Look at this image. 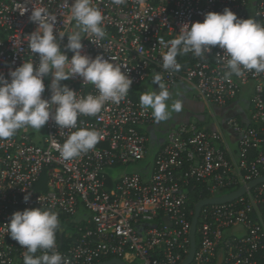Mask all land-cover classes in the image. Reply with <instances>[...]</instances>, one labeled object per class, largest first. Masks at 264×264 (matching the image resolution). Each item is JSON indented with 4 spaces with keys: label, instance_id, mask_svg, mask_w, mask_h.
Masks as SVG:
<instances>
[{
    "label": "built area",
    "instance_id": "obj_1",
    "mask_svg": "<svg viewBox=\"0 0 264 264\" xmlns=\"http://www.w3.org/2000/svg\"><path fill=\"white\" fill-rule=\"evenodd\" d=\"M72 3L0 0V74L10 79L9 71L23 62L39 63V54L32 53L27 42L37 27L30 20L34 8L57 17L54 34L65 33L60 45L67 52V34L78 30ZM92 4L103 15L106 36L97 40L94 34L82 33V54L103 55L122 65L133 83L119 103L109 101L96 115L78 116L76 128L62 129L50 119L39 131L23 128L0 139V264H23L26 249L11 238L7 224L14 212L39 207L58 213L57 250L69 264L114 259L183 264L192 249L198 204L229 196L264 177V73L243 70L244 75L225 80L229 57L218 45L203 57L192 52L178 56V72L165 70L162 55L167 49L158 42L161 37L176 38L183 24L203 22L206 13H222L226 7L240 19L264 25V0H144L143 7L139 0ZM67 55L71 59L73 53ZM154 72L169 92L188 85L195 100L220 108L232 105L255 84L249 115L228 117L221 129L180 123L165 137H157L151 154L157 122L134 95ZM51 79H44L43 98H50ZM61 83L79 96L98 94L78 76ZM81 128L98 131V143L64 160L59 147ZM148 158L140 171H127ZM195 235L191 264H219L220 259L222 264H264V182L235 200L204 205Z\"/></svg>",
    "mask_w": 264,
    "mask_h": 264
},
{
    "label": "clouds",
    "instance_id": "obj_2",
    "mask_svg": "<svg viewBox=\"0 0 264 264\" xmlns=\"http://www.w3.org/2000/svg\"><path fill=\"white\" fill-rule=\"evenodd\" d=\"M112 2L121 5L125 0ZM139 2L143 7L144 0ZM71 17L78 30L67 34L64 48L73 53L69 59L60 45L65 33L54 34L57 17L44 9H33L30 20L37 27L27 36V42L30 51L39 54V63L34 66L33 61L23 62L9 71L10 79L0 74V139H9L23 128L39 131L50 119L62 129L76 128L78 116L96 115L106 102L119 103L129 94L133 81L121 70L122 65L110 62L103 55L92 58L82 54V33L94 34L97 40L106 36L101 11L93 6L92 0H73ZM158 42L167 49L162 55L165 70L178 72L181 69L178 56L192 52L196 57H203L218 45L224 50L223 55L229 57L225 80L244 75L243 70L264 73V25L252 18L240 19L227 7L222 13H206L203 22L183 24L176 38L165 41L161 37ZM49 75L51 95L46 99L42 94L44 79ZM72 76L80 77L83 84H92L98 94L79 96L61 83ZM161 80L159 73L154 74L152 83L159 90H149L140 96L141 107L151 109L157 123L170 118L169 108L179 113L183 106L181 100L169 106L170 92ZM99 139L98 131L81 128L59 147L60 155L64 160H71L93 149ZM29 198L30 194L25 195L24 201L28 202ZM60 228L58 213L44 207L16 211L7 224L11 238L26 249L23 264H69L57 250Z\"/></svg>",
    "mask_w": 264,
    "mask_h": 264
},
{
    "label": "rangeland",
    "instance_id": "obj_3",
    "mask_svg": "<svg viewBox=\"0 0 264 264\" xmlns=\"http://www.w3.org/2000/svg\"><path fill=\"white\" fill-rule=\"evenodd\" d=\"M150 90L158 91L159 87L156 84V86H153ZM182 91L184 98H182V95L179 94L182 93ZM193 94V89H191V87H189L188 85H182V87H176V89L170 91V99L168 101L169 106H171V104L176 100H181L183 105L182 110L177 113L169 108V110L171 111L170 118L166 121L157 123L159 128L157 130H154L151 134V154L154 152V149L157 146V137H165L169 128L184 122H198L204 126H210L213 123L208 108L200 106V101L195 100ZM248 98L249 96L246 95L244 102L240 103L241 109H243L245 114H247L251 109ZM149 161L150 158H148L144 163L129 167L127 171H140ZM119 174L121 175V173H118V175Z\"/></svg>",
    "mask_w": 264,
    "mask_h": 264
},
{
    "label": "crops",
    "instance_id": "obj_4",
    "mask_svg": "<svg viewBox=\"0 0 264 264\" xmlns=\"http://www.w3.org/2000/svg\"><path fill=\"white\" fill-rule=\"evenodd\" d=\"M154 74H156V72H154L152 74V76L143 85H141L139 88L135 89V95L134 96H137L138 98H140L142 93H144L146 91H149L153 86H156V84L152 83V78H153ZM183 86H185V85H183ZM176 87H182V85H179V86H176ZM176 87L174 89H176ZM254 89H255V84H250L243 91V93L241 94L240 98L238 100H236L235 102H233V104L230 105L227 108H220V107H217V106H214V105H207L204 102L200 101L199 102V103H201L200 106H203L204 108H208L209 113H210V117L212 118V122L213 123L210 126L207 125V127L210 128V129H221V128H224V122H225L226 118H228V117L246 118V116L249 115L250 110H249V112L247 114H245L243 109H241L240 103L244 102L246 95L249 96V98H248V102H249L250 99H251V96L254 93ZM179 94L182 95V98H184L183 91H182V93H179ZM211 113L215 114L216 119H214L212 117ZM158 128H159V126L157 124L155 126L154 130H157Z\"/></svg>",
    "mask_w": 264,
    "mask_h": 264
},
{
    "label": "water",
    "instance_id": "obj_5",
    "mask_svg": "<svg viewBox=\"0 0 264 264\" xmlns=\"http://www.w3.org/2000/svg\"><path fill=\"white\" fill-rule=\"evenodd\" d=\"M264 182V177L257 179L255 181H253L248 188H241L239 191L232 193L229 196L226 197H222V198H218V199H210V200H204L202 202H200L198 204V206L196 207V216L193 220V225H192V249L190 252V256L188 257V259L183 263V264H191L194 256H195V251H196V228H197V221H198V217L200 214V211L202 209V207L204 205L210 204V203H226L228 201H232L235 200L236 198L240 197L241 195L245 194L247 192V189H252L253 187H255L256 185H258L259 183ZM101 264H126L121 260L118 259H114L105 263H101ZM219 264H222V260L220 259Z\"/></svg>",
    "mask_w": 264,
    "mask_h": 264
},
{
    "label": "trees",
    "instance_id": "obj_6",
    "mask_svg": "<svg viewBox=\"0 0 264 264\" xmlns=\"http://www.w3.org/2000/svg\"><path fill=\"white\" fill-rule=\"evenodd\" d=\"M135 98L137 99V100H140V98H138L137 96H135ZM199 201V200H198Z\"/></svg>",
    "mask_w": 264,
    "mask_h": 264
}]
</instances>
